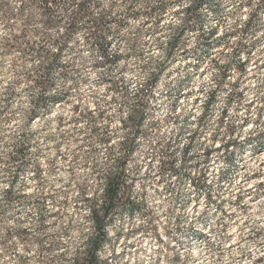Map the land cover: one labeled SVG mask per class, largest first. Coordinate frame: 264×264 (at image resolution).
<instances>
[{"label": "clouds", "instance_id": "9594fccd", "mask_svg": "<svg viewBox=\"0 0 264 264\" xmlns=\"http://www.w3.org/2000/svg\"><path fill=\"white\" fill-rule=\"evenodd\" d=\"M0 264H264V0H0Z\"/></svg>", "mask_w": 264, "mask_h": 264}]
</instances>
